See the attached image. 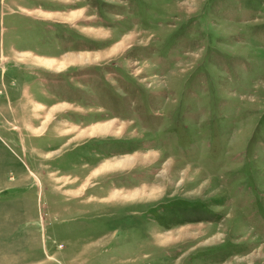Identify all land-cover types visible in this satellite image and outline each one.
I'll use <instances>...</instances> for the list:
<instances>
[{"label": "rangeland", "instance_id": "374dc122", "mask_svg": "<svg viewBox=\"0 0 264 264\" xmlns=\"http://www.w3.org/2000/svg\"><path fill=\"white\" fill-rule=\"evenodd\" d=\"M0 264H264V0H0Z\"/></svg>", "mask_w": 264, "mask_h": 264}, {"label": "built area", "instance_id": "2783aa9c", "mask_svg": "<svg viewBox=\"0 0 264 264\" xmlns=\"http://www.w3.org/2000/svg\"><path fill=\"white\" fill-rule=\"evenodd\" d=\"M2 69V67H0Z\"/></svg>", "mask_w": 264, "mask_h": 264}]
</instances>
